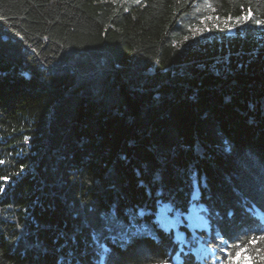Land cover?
Segmentation results:
<instances>
[{
	"label": "trees",
	"instance_id": "obj_1",
	"mask_svg": "<svg viewBox=\"0 0 264 264\" xmlns=\"http://www.w3.org/2000/svg\"><path fill=\"white\" fill-rule=\"evenodd\" d=\"M208 12L264 0H0V264H212L159 202L221 261L264 236V30L181 44Z\"/></svg>",
	"mask_w": 264,
	"mask_h": 264
},
{
	"label": "rangeland",
	"instance_id": "obj_2",
	"mask_svg": "<svg viewBox=\"0 0 264 264\" xmlns=\"http://www.w3.org/2000/svg\"><path fill=\"white\" fill-rule=\"evenodd\" d=\"M257 20L262 21L256 18L252 19L249 14L219 17L208 12L189 25V31L179 38V42L181 44H195L224 27L227 29L228 34H234L238 30L240 33L253 31L255 34L260 35V32L264 30V24L256 23ZM193 193L196 195L197 189H194ZM155 218L160 226L170 228L176 238L180 237L181 240L187 241L183 245L179 244L180 249H184L185 245L189 246L199 260L210 259L212 264H219L221 260L215 257L213 250L199 236V229H207L205 211L201 203L193 201L186 212L179 213L167 202H159ZM180 224H185L188 227L189 236H185L183 230L179 227ZM174 258L178 260L179 256L175 255Z\"/></svg>",
	"mask_w": 264,
	"mask_h": 264
},
{
	"label": "snow or ice",
	"instance_id": "obj_3",
	"mask_svg": "<svg viewBox=\"0 0 264 264\" xmlns=\"http://www.w3.org/2000/svg\"><path fill=\"white\" fill-rule=\"evenodd\" d=\"M204 7L212 8L211 4L205 3ZM256 23L264 24V21L257 20ZM264 241V236L260 237H250L247 238V242H241V244L232 245V251L229 252L227 258L219 262V264H256V255H259V259L264 261V254L261 253V249L255 247H249V245H255L257 242ZM177 242L183 245L186 243V240H181L180 237H177ZM222 243H227L222 241ZM183 249L181 248V251ZM107 251V250H105ZM234 252V255L232 254ZM253 253V255H249ZM100 264H103V258L101 259ZM161 264H167V261H162ZM180 264H184L183 261H180Z\"/></svg>",
	"mask_w": 264,
	"mask_h": 264
}]
</instances>
